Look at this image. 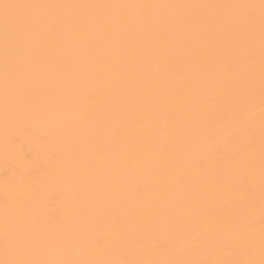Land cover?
<instances>
[{"label": "bare ground", "instance_id": "1", "mask_svg": "<svg viewBox=\"0 0 264 264\" xmlns=\"http://www.w3.org/2000/svg\"><path fill=\"white\" fill-rule=\"evenodd\" d=\"M7 2L0 261L261 264V0Z\"/></svg>", "mask_w": 264, "mask_h": 264}, {"label": "snow or ice", "instance_id": "2", "mask_svg": "<svg viewBox=\"0 0 264 264\" xmlns=\"http://www.w3.org/2000/svg\"><path fill=\"white\" fill-rule=\"evenodd\" d=\"M53 7H98V6H72V5H33V4H13L7 0H0V24L3 27V35L5 40V57L7 65V56L10 42L17 39L24 31L31 29L36 24V18L26 14L20 10L53 8ZM127 7H145V6H127ZM185 7H205V6H185ZM233 7V6H229ZM235 7H252V6H235ZM261 69H262V104H264V0H261ZM232 70L231 66L227 69ZM214 100V97H209ZM262 116H264V108H262ZM0 264H57V262L34 261L25 259L0 261ZM62 264V262H61ZM264 264V261L261 262Z\"/></svg>", "mask_w": 264, "mask_h": 264}]
</instances>
